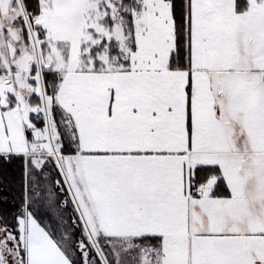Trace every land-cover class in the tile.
Returning <instances> with one entry per match:
<instances>
[{
    "label": "snow or ice",
    "instance_id": "1",
    "mask_svg": "<svg viewBox=\"0 0 264 264\" xmlns=\"http://www.w3.org/2000/svg\"><path fill=\"white\" fill-rule=\"evenodd\" d=\"M0 264H264V0H0Z\"/></svg>",
    "mask_w": 264,
    "mask_h": 264
}]
</instances>
